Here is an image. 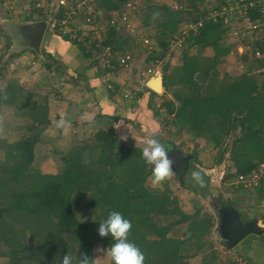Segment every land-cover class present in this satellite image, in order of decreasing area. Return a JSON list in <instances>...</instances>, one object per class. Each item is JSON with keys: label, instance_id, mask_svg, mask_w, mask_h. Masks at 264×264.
<instances>
[{"label": "trees", "instance_id": "obj_1", "mask_svg": "<svg viewBox=\"0 0 264 264\" xmlns=\"http://www.w3.org/2000/svg\"><path fill=\"white\" fill-rule=\"evenodd\" d=\"M126 1L99 0L98 6L108 17L111 10L121 11V4ZM172 1L175 5L144 0L140 6L142 29H154L153 34L144 36L151 45L161 48L157 53L151 52L150 60L162 59L165 49L176 38H181L184 46L181 64L169 71L167 66L163 69V94L171 98L161 105L171 114L176 133L204 137L214 145L215 164L228 151L234 170L226 177L250 174L264 164V56H254L257 49L263 50L264 44L246 43L242 51H237L242 73L220 76L217 66L234 48V44L225 41L230 26L221 18H209L206 0ZM225 2L220 0L219 6ZM34 10L35 21L46 19L42 8ZM188 23L197 27L186 29ZM116 26L105 28L98 48H88L70 34L59 36L75 45L84 57L94 59L107 46L125 53L129 36L123 35V25ZM191 48L195 49L193 53ZM207 48L212 50L211 54L204 53ZM45 57L44 60L58 62L51 55ZM53 62H46L45 67L62 76L60 63ZM259 75L263 78L259 79ZM15 85L7 82L0 86V109L15 108L18 116L28 119L21 125L17 139H0V256L7 258L6 264H57L65 254H75L79 264L81 253L91 258L89 264H97L92 260V244L101 241L108 249L115 242L111 236L101 237L97 232L99 222L111 211L120 212L131 221L128 240L143 252L144 264H188L190 257L199 254L200 264H224L207 238L214 217L197 203L192 211H183L175 198L170 200L164 191L148 187L146 181L152 167L142 158L143 148L127 144L112 129L96 130L89 141L75 140L61 154L56 173L36 169L33 162L38 145H43V132L50 123L49 98ZM144 90L149 93L147 107L157 111L151 105L156 92L146 85ZM114 92L108 90L107 96L111 98ZM142 94L138 91L133 100L136 102ZM122 120L131 122L124 117ZM180 183L199 193L184 182V175ZM165 190L169 192L168 188ZM254 190L262 201L264 178ZM83 198L95 212L92 220L81 221L76 214L78 201ZM179 225L185 226L182 234H172ZM260 236L263 240V231ZM251 258L248 256L244 264H253ZM106 264H111L110 258ZM229 264L241 263L231 260Z\"/></svg>", "mask_w": 264, "mask_h": 264}, {"label": "rangeland", "instance_id": "obj_2", "mask_svg": "<svg viewBox=\"0 0 264 264\" xmlns=\"http://www.w3.org/2000/svg\"><path fill=\"white\" fill-rule=\"evenodd\" d=\"M146 1H150V3L157 1L158 3L175 5L172 0ZM206 1V7L209 10L211 8H217L216 5L219 6L220 3V0ZM37 2L47 4L48 2H54V0H0V86H4L7 82L13 83V85H23L28 90L39 94V97H48L49 108H54L51 113L49 111V114L55 115H49L50 123L43 132L44 143L42 141L43 145H38L39 147L33 166L36 169L39 168V170L44 173H56L59 169L58 165L61 164L60 156L70 149V144L82 138H87L88 141L91 140L96 130L100 128H110L119 139L125 141L129 145L141 148L147 147V142L155 138L160 144L166 146L167 156L170 160L173 156H179L178 158L182 161L183 157L188 155L189 165L185 170L186 172H184V182L190 187L198 189L201 195L181 185L180 181L183 180V177L182 180H179L176 171L178 168L174 167L173 163L171 174L168 177L159 183H153L151 174L147 178V186L160 192L164 191L165 195H168V198L170 197V200L175 198L183 211H192L194 205L197 203L203 207L204 211L214 217V225L207 238L214 245V254L219 259H224V264H229L231 260L244 264L248 256H252L250 261L253 262V264H260V262L256 263V257L261 254V251L264 252V244L262 245L264 239L262 240L260 235L251 234L235 245L233 249L229 250H226L220 244L223 238L218 232L219 217L216 208L219 206H233L238 210L242 221L256 217L258 224L263 227L264 232V198H262V201L259 200L254 187L244 189L241 184L235 183V177H226L227 173H232L234 170L229 159L228 151L224 154L223 160L219 164H215L213 162V157L215 156L216 148L211 142H208L206 138H193L187 132L176 133V127L172 124L171 114H168L165 107L161 105L162 101L169 97L171 98L169 94H163V86L156 92L157 95L152 97L151 105L156 108L157 111L153 112L147 107L149 93L144 90V85L155 76H160L162 78L165 66H167L169 71L173 67L175 68L180 65L182 62L181 52L184 46H181L180 43L177 46L169 47L168 45L162 59L158 61L150 60L149 55H153L151 52L154 51L157 53L161 48L154 43L147 47L137 40L138 34L151 35L154 33L152 27H145L143 29L141 27L143 12L141 13L142 10L140 6L143 5L144 0H128L121 4L123 7L121 11L112 10L113 12H117L118 15L125 13L127 16V20L118 22V25H123L126 28L122 30L123 35L129 36L125 44V54L130 55V62L127 66L118 64L116 60L124 53L109 47V50H105L94 59L91 58V65L93 66V70L95 69V72L98 73L103 80L101 83L106 96L108 90H115L111 98L115 97L116 101L120 103V111L106 117L105 113L98 114L92 119L85 121V125L81 126L78 124L77 126L76 123L73 124V117L71 115L68 116L70 119L66 118L69 122H67L66 119L64 120L63 116H59V114L63 113L65 110L61 107L60 102H58V100H61L60 97L55 95V93L59 86L63 84L66 85L70 79L76 78L80 80L82 74L76 71L74 74L68 71V74L66 70L64 71L65 74L60 76L54 72H50L45 67V63H52L53 61L51 59L44 60L46 55L40 52V47L37 51L33 50L32 47L24 43L20 36L21 28L24 25L36 22L34 17L37 16V14L34 9H36L35 3ZM127 2H130L132 6L128 8L126 6ZM183 5L187 6L186 3H183ZM234 26L235 24L233 23L231 29H235ZM46 31L48 32L51 30L46 29ZM229 33L230 31L225 41L234 44V48L224 57L223 62L217 66V69L220 76L227 74L231 77H235L240 75L243 71L238 52L243 50L246 43L251 45V42L248 40L249 38L240 40L237 36L230 35ZM113 51L117 53L114 55L113 59L110 60L111 66H109L108 63L105 64L103 62V58L106 56H113V53H111ZM194 51V48L190 49L191 53ZM204 53L211 54L212 50L207 48L204 50ZM18 54L20 55L18 56ZM57 63H55V65ZM111 67H113V69ZM148 67H152L155 70V73L150 78L141 75V70L143 71ZM83 74L86 75L85 73ZM258 77L261 79L263 75H259ZM113 85H115L116 88H114ZM81 86H83V84H81ZM63 87L65 88L66 86ZM138 91H142L143 94L136 100V103H134L135 101L133 99ZM86 92H88V89ZM74 94L79 96L83 95L81 91L77 93L67 91L65 95L69 96L71 101H74L71 98V95ZM143 97L144 99H142ZM36 99L38 100V97ZM138 100H140L139 104ZM70 108H73V104L67 103V110ZM122 108L126 112H129L128 110L130 108H135L131 111L132 113L137 111L135 116H132L133 118H126V114L123 112ZM58 109H60L59 113ZM67 110L65 116L68 115ZM114 117H116L115 120H113ZM123 117L129 119L131 122H124L122 120ZM25 119H27V117L17 115L15 108H1L0 139L8 142L17 139L21 125L26 122ZM79 126L81 128H79ZM229 142L230 140L227 142L228 145ZM194 170L202 173L204 179V184L202 186L196 184L191 177V173ZM167 188L169 192L165 190ZM85 199L86 198H83L78 201L77 205L76 214L81 221L92 220L95 215L92 207L90 208L89 205H86ZM26 228L24 227V230ZM184 229V225H179V227H175L171 233L181 235ZM27 234L29 235L28 232ZM33 240L34 239L31 237L30 243H32ZM97 248L104 249V252L102 254H96L95 250ZM91 253L92 260L95 263L106 264L109 262L107 248L103 242H94L91 246ZM201 259L202 254L190 257L188 259V264H200ZM6 260V257L0 256V264H6ZM56 263L60 264V260H57ZM72 264H77L75 254L72 256Z\"/></svg>", "mask_w": 264, "mask_h": 264}, {"label": "built area", "instance_id": "obj_3", "mask_svg": "<svg viewBox=\"0 0 264 264\" xmlns=\"http://www.w3.org/2000/svg\"><path fill=\"white\" fill-rule=\"evenodd\" d=\"M99 0H54L42 4L35 3V7L42 8L46 12V28L58 35L70 34L73 38L82 41V44L88 48H98L103 41V33L106 27L112 26L118 22L127 20L125 13L118 15L112 10L108 17H104L102 8L98 6ZM126 6H132L127 2ZM208 16L212 20L221 18L224 23L232 28L234 23L235 29H231L230 35H235L239 39H246L251 42L264 44V0H226L224 4L217 8H211L208 11ZM199 22L197 25H200ZM196 24L188 23L186 29H195ZM117 27V26H116ZM182 33L184 30H181ZM137 40L143 45H151V41L143 34H138ZM181 44V38H176L169 47ZM109 47H104L105 50ZM94 51H96L94 49ZM96 53V52H95ZM113 56H106L103 62L110 65V60L116 55V51L111 52ZM256 58L264 56L263 50L257 49L254 52ZM116 62L122 66H127L130 62L129 54H122ZM113 69V67H111ZM155 73L154 68L148 67L141 70V75L145 77H152ZM264 178V164H262L256 171L247 175H237L235 178L236 184H241L242 188H252L259 185L260 180Z\"/></svg>", "mask_w": 264, "mask_h": 264}, {"label": "crops", "instance_id": "obj_4", "mask_svg": "<svg viewBox=\"0 0 264 264\" xmlns=\"http://www.w3.org/2000/svg\"><path fill=\"white\" fill-rule=\"evenodd\" d=\"M46 29L47 28L45 27V32L42 36L39 45L40 52L44 53V55H51L56 61H58L63 70V74H65L64 71L66 70H67L66 73H68L69 71L74 74L76 71L77 73L82 74L80 80L76 78L70 79L66 85L63 84L58 87V90L56 91L58 93L56 95L61 99L58 100V102H60L61 107L64 108L65 110L63 113H60L59 116H63L65 120L66 118L70 119V117L68 116L71 115L73 117L72 118V121L74 122L73 124L76 123L77 126L78 124L82 126L85 125L84 124L85 121L92 119L98 114L105 113V117H106L107 115L110 114L114 115L116 114L115 112H119L121 106L120 103L116 101L114 96H113L114 98L111 99L106 96V93L103 91V85L101 83L103 80L101 79V76H99V74L95 72V69L93 70V66L91 65L92 60L90 58L84 57L81 51L75 45L71 44V42L64 40L61 36L57 35L52 31L47 32ZM83 73H85L86 75H84ZM81 84H83V86H81ZM84 85H85V89H84ZM63 86L66 87L64 88ZM148 88L150 89V87ZM87 89L88 92H86ZM67 91L76 92V93L81 91L83 95L82 96L76 94L71 95V98L74 100L71 101L69 99V96L65 95ZM142 99H144V97ZM139 101L140 100H138V104ZM67 103L73 104V108L67 110ZM50 109L51 108H49V111L51 113V111L54 110V108H52L51 110ZM60 109H58V113ZM134 109L135 108H130L128 110L129 112H126L122 108L123 112H125L126 114V118L127 117L133 118L132 116H135L137 110L135 111V113L131 112ZM66 110L68 111V115L65 116ZM49 115H55V114H49ZM67 122L69 121L67 120ZM79 128L81 127L79 126ZM263 244L264 242L262 243V245ZM256 259H257L256 263L260 262V264H264V252L261 251V254L257 256Z\"/></svg>", "mask_w": 264, "mask_h": 264}, {"label": "clouds", "instance_id": "obj_5", "mask_svg": "<svg viewBox=\"0 0 264 264\" xmlns=\"http://www.w3.org/2000/svg\"><path fill=\"white\" fill-rule=\"evenodd\" d=\"M147 144L148 146L142 149V158L152 165L153 183H159L171 174L172 161L167 156L166 146L160 144L155 138L150 139ZM191 177L196 184L201 186L204 184L200 171H192ZM131 227V221L117 211L109 212L107 217L99 222L97 229L99 236H111L115 241L107 249L111 264H144L143 252L128 240ZM95 252L102 254L104 249L97 248ZM90 260L87 254L81 253L79 264H89ZM60 264H72V257L68 254L63 255Z\"/></svg>", "mask_w": 264, "mask_h": 264}, {"label": "water", "instance_id": "obj_6", "mask_svg": "<svg viewBox=\"0 0 264 264\" xmlns=\"http://www.w3.org/2000/svg\"><path fill=\"white\" fill-rule=\"evenodd\" d=\"M46 22L38 20L35 23L26 24L21 28V37L24 43L37 51L45 32ZM148 87L157 92L162 88V78L155 76L147 82ZM188 155L183 157L182 163L177 171L179 180H182L184 172L188 166ZM219 217L218 232L223 238L221 245L230 249L245 239L250 234L260 235L263 227L258 224V220L250 219L242 221L238 210L233 206H219L216 208Z\"/></svg>", "mask_w": 264, "mask_h": 264}, {"label": "flooded vegetation", "instance_id": "obj_7", "mask_svg": "<svg viewBox=\"0 0 264 264\" xmlns=\"http://www.w3.org/2000/svg\"><path fill=\"white\" fill-rule=\"evenodd\" d=\"M178 157H179V156H176V157L173 156V157L171 158V161H172L174 167H176V168L180 167V165H181V163H182ZM188 165H189V162H188ZM186 169H187V168H186Z\"/></svg>", "mask_w": 264, "mask_h": 264}]
</instances>
